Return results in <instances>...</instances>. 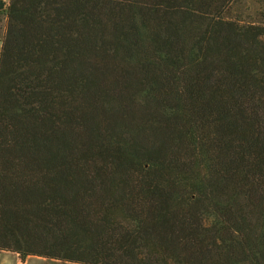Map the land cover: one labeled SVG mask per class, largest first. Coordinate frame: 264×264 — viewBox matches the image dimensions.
Masks as SVG:
<instances>
[{
  "label": "trees",
  "instance_id": "1",
  "mask_svg": "<svg viewBox=\"0 0 264 264\" xmlns=\"http://www.w3.org/2000/svg\"><path fill=\"white\" fill-rule=\"evenodd\" d=\"M237 0H0V251L264 264V24Z\"/></svg>",
  "mask_w": 264,
  "mask_h": 264
},
{
  "label": "rangeland",
  "instance_id": "2",
  "mask_svg": "<svg viewBox=\"0 0 264 264\" xmlns=\"http://www.w3.org/2000/svg\"><path fill=\"white\" fill-rule=\"evenodd\" d=\"M6 5L10 0H4ZM227 16L232 19L241 20L244 23H253L256 25L264 24V0H237L230 6ZM7 18L5 15H0V49L1 39L6 30ZM0 253H8L0 251ZM28 264H72L58 260H50L42 257H28Z\"/></svg>",
  "mask_w": 264,
  "mask_h": 264
},
{
  "label": "crops",
  "instance_id": "3",
  "mask_svg": "<svg viewBox=\"0 0 264 264\" xmlns=\"http://www.w3.org/2000/svg\"><path fill=\"white\" fill-rule=\"evenodd\" d=\"M0 264H28V260H22L18 254L13 252L0 253Z\"/></svg>",
  "mask_w": 264,
  "mask_h": 264
}]
</instances>
